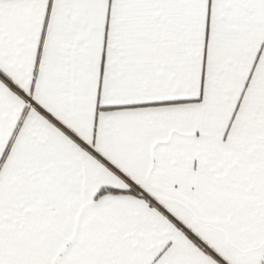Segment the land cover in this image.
Listing matches in <instances>:
<instances>
[{
	"label": "crops",
	"instance_id": "1",
	"mask_svg": "<svg viewBox=\"0 0 264 264\" xmlns=\"http://www.w3.org/2000/svg\"><path fill=\"white\" fill-rule=\"evenodd\" d=\"M0 264H264V0H0Z\"/></svg>",
	"mask_w": 264,
	"mask_h": 264
},
{
	"label": "trees",
	"instance_id": "2",
	"mask_svg": "<svg viewBox=\"0 0 264 264\" xmlns=\"http://www.w3.org/2000/svg\"><path fill=\"white\" fill-rule=\"evenodd\" d=\"M121 192H130V193H133V194H138L136 190L134 189H130L129 191H120V190H116V189H112V188H101L96 196H95V199H97L99 196L105 194V193H121Z\"/></svg>",
	"mask_w": 264,
	"mask_h": 264
}]
</instances>
